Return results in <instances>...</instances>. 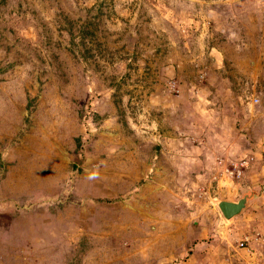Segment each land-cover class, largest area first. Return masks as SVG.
I'll return each instance as SVG.
<instances>
[{"label":"rangeland","instance_id":"1","mask_svg":"<svg viewBox=\"0 0 264 264\" xmlns=\"http://www.w3.org/2000/svg\"><path fill=\"white\" fill-rule=\"evenodd\" d=\"M0 264H264V0H0Z\"/></svg>","mask_w":264,"mask_h":264},{"label":"water","instance_id":"2","mask_svg":"<svg viewBox=\"0 0 264 264\" xmlns=\"http://www.w3.org/2000/svg\"><path fill=\"white\" fill-rule=\"evenodd\" d=\"M247 202H248V198L244 197L238 202L223 200V201H220L218 205L224 217L228 220H231L235 216L242 213V211L247 206Z\"/></svg>","mask_w":264,"mask_h":264}]
</instances>
